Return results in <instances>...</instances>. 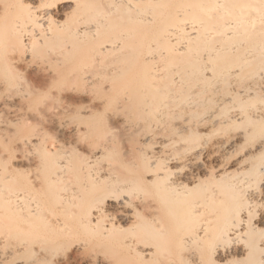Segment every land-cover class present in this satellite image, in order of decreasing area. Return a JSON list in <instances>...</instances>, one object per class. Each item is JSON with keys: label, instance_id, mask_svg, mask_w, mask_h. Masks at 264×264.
<instances>
[{"label": "bare ground", "instance_id": "obj_1", "mask_svg": "<svg viewBox=\"0 0 264 264\" xmlns=\"http://www.w3.org/2000/svg\"><path fill=\"white\" fill-rule=\"evenodd\" d=\"M39 1L0 10L36 76L0 97V264H264V0H64L77 29L34 35ZM62 32L84 64H27Z\"/></svg>", "mask_w": 264, "mask_h": 264}, {"label": "rangeland", "instance_id": "obj_2", "mask_svg": "<svg viewBox=\"0 0 264 264\" xmlns=\"http://www.w3.org/2000/svg\"><path fill=\"white\" fill-rule=\"evenodd\" d=\"M50 2V0H40L39 1V4H40V6H44V5H47L48 3ZM58 2V4H57V6H56V9L55 10H53V12H52V17H50V18H47L48 20L46 21H44L43 23H40L35 29H34V32H33V34L34 35H36V34H39V33H41V32H44L47 28H49V27H53V26H55L56 25V23L57 22H65V24H66V26L68 27V28H70V29H77V26H78V24H79V21L82 19V17H67V16H70V14L71 13H69L70 11H68V9H69V7H70V4H68V3H63L64 2V0H58L57 1ZM11 2H10V0H0V10L1 9H3L4 7L6 8V7H8V5L10 4ZM2 11V10H1ZM0 11V12H1ZM68 13V14H67ZM67 14V15H66ZM66 15V16H65ZM18 17H0V37H4L5 38V36H7L6 34H8L9 33V28H10V31L12 30V28H11V26H13L14 25V23H15V20L17 19ZM84 18V17H83ZM124 21V20H123ZM114 22V21H113ZM117 22V24H119V25H117L116 24V26L115 25H113V29L110 31V36H117V35H120L121 33H125V32H128V33H130V32H132V30H131V26L128 24V23H123L122 22V24H121V22H119V21H116ZM13 23V24H12ZM12 24V25H11ZM115 24V23H114ZM121 24V25H120ZM132 24V23H131ZM132 25H134V24H132ZM134 28V26L132 27V29ZM7 30H8V32H7ZM57 32V31H56ZM5 35V36H4ZM109 36V35H108ZM1 39H3V38H1ZM76 39V38H75ZM67 41H69V42H71V44H76L77 43V40H76V43H75V40H74V38L73 39H71L69 36H67L65 33H59L58 35H57V37L54 39V40H52V41H50V42H47L45 45H43V46H39V47H34V48H31L30 49V53L26 56V58L27 57H30L29 58V62H27V59H26V62H27V64L28 63H30V60L32 61V62H34L32 65L34 66V65H38L39 63L42 65V66H44L45 64L47 65V66H45V67H50L51 66V69H54V68H56L57 70H61L62 71V69L64 70V69H68V68H74V66H76L77 67V69H78V66L81 64V63H85L86 61H84L85 59H87V58H84V57H82L84 60H80V57L78 56V55H76V56H73V55H75V54H69V56H70V58H69V60L66 62L65 61V63H64V65L62 64V65H60V66H58V65H56L55 64V66L54 65H51V64H54V63H52L51 62V60L49 61L48 59H50L49 57H48V55H49V51L51 50V49H54V48H58V47H60L64 42H67ZM5 44H6V42H4ZM5 44L3 45V47H2V49L0 48V56H2V57H0L1 59H0V76H1V78H3L4 77V79L5 80H7V81H11V83H10V85L12 86L11 88H10V86H9V88L6 90V89H4V91H3V89L2 88H0V97H1V99L3 98V97H5V98H3V99H8V98H11L12 99V101H13V103L14 102H16V101H19V97L17 96V95H20V94H22L21 92L22 91H27V90H29V86H30V88L33 86V83L34 82H32V81H30V80H32V79H34V78H36V76H35V73H33V72H28L27 74L25 73L24 74V72H21L22 71V69H23V67H24V65H25V62H24V65L22 64V63H20V62H12V64L21 72V73H23V75L25 76V81H23L24 80V76L22 77V76H20V75H22L21 73L19 74V75H16L17 73H15V74H10V75H12V77L11 76H8V78H9V80L7 79V75H9V74H7L8 72H7V70H6V65L5 64H9V62L7 63V60L9 59L8 58V56H7V54H8V52H7V50H5L6 49V47H8V45L7 46H5ZM84 46H86V45H84ZM83 46V47H84ZM91 46V45H90ZM87 47H89V45L88 46H86V48ZM83 49H85V48H83ZM5 55V56H4ZM73 56V57H72ZM78 56V57H77ZM46 57V58H45ZM76 57V58H75ZM8 58V59H7ZM43 58H45V61H47V62H45L44 61V59ZM81 58V59H82ZM108 59V58H107ZM6 60V61H5ZM43 60V61H42ZM40 61H42V62H40ZM107 61V60H106ZM35 62H36V64H35ZM43 62H44V65H43ZM51 62V63H50ZM76 62V63H75ZM47 63H50V65L49 64H47ZM83 63V64H84ZM40 64H39V66H40ZM10 65V64H9ZM8 65V66H9ZM28 65H31V63L30 64H28ZM82 65V64H81ZM80 65V66H81ZM79 66V67H80ZM75 67V68H76ZM3 69V70H2ZM7 74V75H6ZM30 74V75H29ZM13 76H14V78H13ZM28 76V77H27ZM32 76V77H31ZM39 76V75H38ZM19 77V78H18ZM20 77H22L21 79H20ZM12 78V79H11ZM23 79V80H22ZM30 79V80H29ZM13 80H15V81H13ZM29 82H28V81ZM20 81V82H19ZM13 82H16V83H13ZM9 83V82H8ZM27 84L28 86H25V84ZM29 83H30V85H29ZM13 84V85H12ZM16 84V85H15ZM68 84H69V86H73V88L76 86V87H78V89H80L81 87H80V84L82 85V83L80 82L79 83V81H78V83L77 82H68ZM67 85V84H66ZM65 85V86H66ZM63 86V85H62ZM14 87V88H13ZM16 87V88H15ZM25 87V88H24ZM80 87V88H79ZM15 89H17L19 92H17V90H15ZM26 89V90H25ZM12 91V94L10 93L9 95H8V93L10 92V91ZM14 90V91H13ZM7 91V92H6ZM9 91V92H8ZM17 94V95H14L15 93ZM23 92V93H24ZM7 93V94H6ZM3 95V96H2ZM11 95L12 96H16L17 98H12L11 97ZM8 96H10V97H8ZM3 99H2V101H3ZM15 100V101H14ZM54 100V99H53ZM1 102V101H0ZM53 102V103H52ZM55 102L56 103H58L56 100H55ZM55 102L54 101H50V102H48V103H50V105H52V106H50V109H51V107H52V109H53V111L54 110H59V109H57L56 107H58L59 108V106H60V102H59V104H55ZM48 103H46V106L45 107H48L49 108V104ZM20 103H17V106L19 105ZM48 104V105H47ZM53 104H55V106L53 107ZM16 104L14 103V106H15ZM22 106H24V104H22ZM56 108V109H55ZM8 109V111H10L12 108H6L5 110H7ZM10 109V110H9ZM15 109H16V107H15ZM49 109V110H50ZM52 109H51V111H50V113L51 112H53L52 111ZM13 110V109H12ZM12 110L10 111V112H12ZM45 110V109H44ZM22 111V110H21ZM55 111V112H56ZM0 112H6V111H2V109L0 110ZM10 112L8 113V112H6L5 114H7V115H9L10 116ZM22 112H24V111H22ZM42 112H43V110H42ZM45 113L47 112L46 110L44 111ZM43 112V113H44ZM49 112V111H48ZM50 113L48 114V113H46V115H50ZM4 114V113H3ZM2 113L0 114L1 115V117H0V120L1 119H3L2 117L4 116V119H9V116L8 117H6V115L4 114L3 115ZM45 115V114H44ZM3 121V120H2ZM73 122L74 121H77V120H75V119H73L72 120ZM1 122V121H0ZM5 122V121H4ZM3 123V122H2ZM0 125H2V124H0ZM47 125V124H46ZM42 125V128L44 127L45 129H46V127H48V128H50L49 127V125ZM47 128V129H48ZM6 140V139H5ZM2 141L4 144H7L6 142L7 141ZM2 146L0 145V152H2V151H4V149L2 150ZM5 151H6V149H5ZM4 153V152H3ZM1 154V153H0ZM18 154V153H17ZM19 164V163H18ZM20 166V165H19ZM174 256V255H176V253H174V250H173V252H172V254H171V256Z\"/></svg>", "mask_w": 264, "mask_h": 264}]
</instances>
